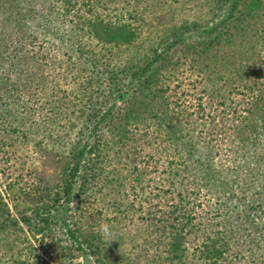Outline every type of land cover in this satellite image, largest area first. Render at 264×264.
<instances>
[{
  "label": "trees",
  "instance_id": "obj_1",
  "mask_svg": "<svg viewBox=\"0 0 264 264\" xmlns=\"http://www.w3.org/2000/svg\"><path fill=\"white\" fill-rule=\"evenodd\" d=\"M215 4L224 16L197 43L189 26L147 41L139 0H0V136L10 129L25 134L31 118L39 129L57 126L78 107L76 92L89 109L88 132L67 159L56 196L1 182L0 264H33V240L44 242L64 214L76 218L70 199L82 212L88 208L106 173L104 150L111 142L104 139L130 153L131 128L141 124L153 130L157 124L173 141V162L164 164L166 173L172 169L173 209L166 220L151 219L169 235L162 240L173 264H188L191 237L204 240L206 264H264V28L250 39H256V59L236 70L224 64L248 53L237 52L235 40L246 37L252 21L264 27V0ZM231 70L243 75H226ZM172 80L187 88L173 101ZM161 167L150 162L146 170ZM9 171L2 168L3 175ZM68 233L75 243L65 249L68 255L83 249L102 262L99 230L78 225Z\"/></svg>",
  "mask_w": 264,
  "mask_h": 264
},
{
  "label": "rangeland",
  "instance_id": "obj_2",
  "mask_svg": "<svg viewBox=\"0 0 264 264\" xmlns=\"http://www.w3.org/2000/svg\"><path fill=\"white\" fill-rule=\"evenodd\" d=\"M139 5L141 6L139 11H142L144 17L141 26L144 23L147 41L157 40L158 35L161 37L165 32H170L174 26H189L191 30L196 29L195 40L199 43L203 40L204 30L218 23L224 16L223 9L216 7L215 0H139ZM257 22L250 23L251 27L247 29L245 38L237 35L235 40V50L240 52L243 48H247L248 53L224 62L227 67L234 69L236 65L243 64L248 59L249 62L256 59L257 56L254 55L256 49L253 47L257 45L256 39H250L261 34L264 28ZM214 60L211 62L215 63ZM234 70L228 71L226 75L240 79V75L243 74ZM184 82L186 85L190 83L189 78ZM193 84L191 83V87ZM169 85L172 101L173 95L184 97L185 93L187 94L186 86L184 89L179 87L180 82L172 80ZM73 97H75L73 101L79 104L78 107L68 112L57 126L43 125L44 128L39 129L33 122L31 123V118L25 123L26 128L23 130L25 134L10 129L0 136L2 190L4 187L1 186V182L4 181L14 183L18 191L20 188H26L35 190L37 194H43L47 198L56 196L55 194L60 190L66 161L78 150L83 140L82 135L88 132L84 120L89 109L81 107L82 104L88 105L78 101L84 100L85 97L77 92ZM35 112L39 121L40 112L39 110ZM70 118L77 120L71 122ZM139 128L140 130L136 126L131 128L135 135H130L132 140L130 145L133 147L130 153L124 151L121 154V144L115 146L112 145L110 137L104 139L111 142L104 150L106 173L85 206L88 208L82 212L74 196L70 199L68 204L72 207L76 218L71 217L69 213L64 214L54 226V231L47 233L44 242L40 239L33 240L38 253L33 264H173V256L168 255V241L162 240L164 237L168 239L169 235L166 232H162V235L160 229L152 224L154 221H151L156 215L166 220L173 209L172 169L166 173L164 168L168 160L173 162V141L161 136L162 128L157 124L154 126L155 131L153 127L150 129L145 124L144 126L141 124ZM104 131H107V128H104ZM96 143L93 141L89 146H94ZM136 148L139 150L136 151ZM136 159L140 166L134 163ZM150 162L154 164L158 162L163 167L150 174L146 170ZM2 168L5 170L10 168V171L3 175ZM159 181L167 185L153 184ZM158 191H161L163 199L158 198ZM71 193L75 194L76 188ZM200 198L204 204L209 202L205 195ZM102 224L109 225L111 231V236L103 240L105 246L102 262L93 261L87 250L75 248L72 257L66 253L65 249L73 248L75 244L71 234L68 233L69 230H74L79 225L86 231L97 232ZM203 241L201 237L188 239L186 253L189 255L188 264L207 263L205 254H202L206 247ZM244 261L245 258L242 256L241 262Z\"/></svg>",
  "mask_w": 264,
  "mask_h": 264
},
{
  "label": "clouds",
  "instance_id": "obj_3",
  "mask_svg": "<svg viewBox=\"0 0 264 264\" xmlns=\"http://www.w3.org/2000/svg\"><path fill=\"white\" fill-rule=\"evenodd\" d=\"M99 233L103 239L107 240L111 236L110 226L107 224H102L99 229Z\"/></svg>",
  "mask_w": 264,
  "mask_h": 264
}]
</instances>
